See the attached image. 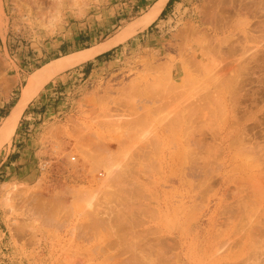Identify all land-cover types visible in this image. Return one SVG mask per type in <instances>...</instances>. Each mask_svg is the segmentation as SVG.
<instances>
[{
	"label": "rangeland",
	"instance_id": "1",
	"mask_svg": "<svg viewBox=\"0 0 264 264\" xmlns=\"http://www.w3.org/2000/svg\"><path fill=\"white\" fill-rule=\"evenodd\" d=\"M155 1L0 0V126L30 74L111 39ZM167 4L152 25L110 53L56 74L25 109L0 150V264H264V0ZM100 141L113 148L109 164L90 163L82 151L98 154ZM135 144L147 152L132 153ZM67 149L77 152L76 160ZM112 161L120 163L118 171L128 168L118 174L127 177L115 178L123 184L109 180L103 165ZM205 169L237 178V200L227 195L221 202L220 186L204 177ZM32 191L59 203L43 198L39 211L38 194L27 195ZM147 205L161 210L155 228L173 232L177 244L151 234Z\"/></svg>",
	"mask_w": 264,
	"mask_h": 264
},
{
	"label": "bare ground",
	"instance_id": "2",
	"mask_svg": "<svg viewBox=\"0 0 264 264\" xmlns=\"http://www.w3.org/2000/svg\"><path fill=\"white\" fill-rule=\"evenodd\" d=\"M168 1L169 0H156L152 5H151V7L143 14V15H141L140 17H138L136 20H133V21H131L127 26H125L120 32H118V34H116L114 37H112L111 39H109V40H107V41H105V42H102V43H100V44H97V45H95V46H92V47H90V48H86V49H82V50H79V51H77V52H74V53H71V54H68V55H65V56H62V57H59V58H56V59H54V60H51V61H49L48 63H46L45 65H43L42 67H40V68H38L36 71H34L32 74H30V76H29V78H28V81H27V84L24 86V88H23V93H22V95H21V97L19 98V100L14 104V106L11 108V110L9 111V113H8V115L6 116V118L3 120V122H2V125L0 126V150H1V148L3 147V146H5L8 142H10V140L12 139V137L14 136V134H15V132H16V130H17V127H18V124H19V122H20V119H21V117H22V115H23V113H24V111H25V109L27 108V106L29 105V103L34 99V97L38 94V92L42 89V87H44V85L46 84V83H48L56 74H58V73H60V72H62V71H64V70H67L68 68H71V67H73V66H75V65H77V64H80V63H83V62H87L88 60H91V59H93V58H95L96 56H98L99 54H102V53H104V52H106V51H108V50H110V49H112V48H114V47H116V46H118L119 44H121V43H123V42H125L126 40H128L130 37H132L135 33H136V31L138 30V29H146V28H148L150 25H152L157 19H158V17L160 16V14L162 13V11H163V9L165 8V6H166V4L168 3ZM28 2H30V1H28ZM33 2V1H32ZM35 2V1H34ZM33 2V3H34ZM30 4V3H29ZM38 8V7H37ZM216 10V9H215ZM41 11V10H40ZM39 11V12H40ZM214 13V12H213ZM215 15H217V14H215ZM218 16V15H217ZM263 16V15H262ZM258 17V16H257ZM260 17V16H259ZM207 19V18H206ZM219 19V18H218ZM208 20V19H207ZM217 20V19H216ZM220 20V19H219ZM218 20V21H219ZM264 20V19H263ZM227 21V20H226ZM262 21V20H261ZM207 22V21H206ZM257 22V21H256ZM218 23V22H217ZM217 23L215 24V27H216V25H217ZM256 24V23H255ZM213 25V24H212ZM220 25V24H219ZM226 25V24H225ZM218 26V25H217ZM215 27H214V30H215ZM222 28H224L223 26H222ZM217 30H218V27L216 28ZM220 29V28H219ZM215 32V31H214ZM217 33V32H216ZM224 40V39H223ZM224 41H226V42H228V40L227 39H225ZM221 43V42H220ZM229 43V42H228ZM223 44H225V43H223ZM222 47V46H221ZM222 51V50H221ZM218 72V71H217ZM214 73H216V72H214ZM167 103V102H166ZM172 104H173V102H171ZM167 105H170V103L169 104H167ZM166 105V106H167ZM161 106H162V104H161ZM159 107H160V105H159ZM164 107V106H163ZM174 110H175V107H174ZM108 111V110H107ZM139 114V113H138ZM176 114V113H175ZM109 115V114H108ZM108 115L106 116V117H108ZM110 115H112V116H114L113 114H110ZM125 115V114H124ZM100 116V115H99ZM111 116V117H112ZM116 116V115H115ZM128 116V115H127ZM127 116L125 117V118H127ZM140 116H141V114H140ZM140 116H138V118L140 117ZM110 117V118H111ZM141 117H144L145 118V116H141ZM103 118V117H102ZM120 118V117H119ZM131 118V117H130ZM101 119V118H100ZM141 119V118H140ZM106 120H108V119H106ZM110 120V119H109ZM109 120H108V122L107 123H109ZM124 120H127V119H124ZM129 120V119H128ZM112 121V120H111ZM132 121V120H131ZM139 121V120H138ZM137 121V119H136V122H138ZM101 122H102V119H101ZM100 122V123H101ZM106 122V121H105ZM113 122H114V119H113ZM116 122H118V120L116 119ZM125 122V121H124ZM143 122H145V120L143 121ZM237 122V121H236ZM99 123V122H98ZM119 123V122H118ZM104 124V123H103ZM114 124V123H113ZM115 124H117V123H115ZM130 124H131V122H130ZM129 124V125H130ZM134 123L132 122V124H131V126L133 125ZM79 125V124H78ZM101 125L102 124H100V126L99 127H101ZM107 125V124H106ZM111 125V124H110ZM110 125H108V128H109V126ZM118 125V124H117ZM128 125V126H129ZM145 125V124H144ZM149 125V124H148ZM113 126H115V125H113ZM122 126V125H121ZM120 126V127H121ZM130 126V127H131ZM135 126V125H134ZM146 126V125H145ZM144 126V127H145ZM118 126H116V128H117ZM248 127V126H247ZM119 128V127H118ZM132 128V127H131ZM148 128V127H147ZM146 128V129H147ZM57 129V128H56ZM55 129V130H56ZM75 129H77V128H75ZM79 129V128H78ZM107 129V128H106ZM115 129V128H114ZM134 129V128H133ZM133 129H131V130H133ZM137 129V128H136ZM140 129V128H139ZM52 130V129H51ZM58 131H59V129H57ZM112 130V129H111ZM119 130V129H118ZM138 130V129H137ZM154 129H152V131H153ZM239 130V129H238ZM241 130H243V128H241ZM54 131V130H53ZM53 131H51V132H53ZM64 131V130H63ZM63 131H62V133H63ZM77 131V130H76ZM93 131V130H92ZM108 131H110V130H108ZM113 131V130H112ZM142 131V130H141ZM141 131H139V132H141ZM144 131V130H143ZM146 131V130H145ZM150 131V130H149ZM54 132H56V131H54ZM53 132V133H54ZM114 132H116V130L114 131ZM154 132V131H153ZM240 132V131H239ZM50 133V132H49ZM53 133H51L52 135H56L55 133L53 134ZM56 133H58V132H56ZM76 133V132H75ZM98 133V132H97ZM150 133V132H149ZM242 133H243V131H242ZM60 134H61V132H60ZM59 134V135H60ZM77 134V133H76ZM82 134V133H81ZM91 135H92V133H90ZM89 133H88V136H89V140H90V138L92 137L91 135H90ZM134 134V133H133ZM152 134V133H151ZM156 134V133H155ZM191 134V133H190ZM239 134V133H238ZM94 135V134H93ZM123 134H121V136H122ZM130 135V134H129ZM128 135V136H129ZM145 136H146V133L144 134ZM57 136V135H56ZM69 136V135H68ZM85 136V135H84ZM105 136V135H104ZM115 136H117V135H115ZM114 136V137H115ZM121 136H119V137H116L115 139L113 138V140L112 141H115L117 138H119V139H117L116 141L117 142H119L118 140H121ZM130 136H132V135H130ZM136 136V135H135ZM54 137V136H53ZM62 137V136H61ZM61 137H59V138H61ZM64 137V136H63ZM79 137V136H78ZM98 137H100V138H102L101 136H98ZM109 137V136H108ZM157 137V136H156ZM92 138H93V140H92ZM91 138V141L93 142L94 140H95V138L94 137H92ZM127 138V137H126ZM136 138L137 137H135V138H133L134 139V141L135 142H137V140H139V139H137L136 140ZM142 138H144V137H142ZM146 138V137H145ZM144 138V139H145ZM152 138V137H151ZM150 138V139H151ZM153 138H154V136H153ZM192 138V137H191ZM56 139H58V138H56ZM62 139V138H61ZM60 139V143L62 144V142H64V141H62ZM78 138H76V140H77ZM106 139V138H105ZM132 139V140H133ZM190 139V138H189ZM188 139V140H189ZM45 140V139H44ZM44 140H42V141H44ZM68 140H70V139H68ZM97 140V139H96ZM96 140L94 141V142H96ZM154 140V139H153ZM192 140H194V138L192 139ZM12 141V140H11ZM41 141V142H42ZM58 141H59V139H58ZM82 141H84V139L82 140ZM91 141H88V142H90L91 143ZM123 141V140H122ZM133 141V142H134ZM140 141V140H139ZM150 141H152V139L150 140ZM149 141V142H150ZM155 141H156V138H155ZM51 142H57V141H51ZM66 142V141H65ZM79 142H80V140H79ZM78 142V143H79ZM93 142V143H94ZM99 142V141H98ZM103 141H100V145L98 144V143H95V144H98V145H95L96 147V151L97 150H101V151H97V152H99L98 154H96V153H92L89 149H87V150H84L85 148H83L82 149V151L84 152V154H86L87 155V157L90 159V163H92L91 161H93V159L95 160V161H98L100 158V160H99V162H101L102 160H105V161H107L108 159V161L110 162L111 160H113V159H110V156L111 155H113L112 154V149L113 148H111V150H110V146L108 145V146H106V144L103 142ZM123 142H125V141H123ZM129 143H130V140L128 141ZM153 142V141H152ZM193 142H196L195 140L193 141ZM49 143V142H48ZM67 143V142H66ZM76 143V142H75ZM80 143H82L83 144V142H80ZM111 143H113V142H111ZM111 143H109L110 145H111ZM129 143H127V145H126V147H124V148H127V146H128V144ZM132 143V142H131ZM9 144V143H8ZM44 144V143H43ZM46 144V143H45ZM50 144V143H49ZM55 144V143H54ZM61 144H60V146H58L57 145V143H56V146H58V147H61ZM65 144V143H64ZM124 144V143H123ZM126 144V143H125ZM149 144V143H148ZM154 144V143H153ZM195 145H196V143H194ZM193 144V145H194ZM66 145V144H65ZM68 145V144H67ZM69 145H70V142H69ZM84 145V144H83ZM88 145V144H87ZM90 145H93V144H90ZM122 145V144H121ZM136 145V144H135ZM134 145V147L136 148V146H137V149H135L134 147V150H136V151H132V153H134V152H137L138 151V148H140V147H138V145H136L135 146ZM144 145V144H143ZM49 146V145H48ZM64 146V145H63ZM62 146V147H63ZM70 146H72V145H70ZM74 146H76V145H74ZM94 146V145H93ZM116 146V145H115ZM129 146H131L130 144H129ZM139 146H142V144L141 145H139ZM146 146V145H145ZM45 147V146H44ZM51 147V146H50ZM52 147H53V144H52ZM54 147H55V145H54ZM61 147V148H62ZM88 147H89V145H88ZM117 147V146H116ZM194 147V146H193ZM65 148H66V146H65ZM71 147H69V149H70ZM76 148H80V146L79 147H77L76 146ZM82 148V147H81ZM80 148V149H81ZM145 149V153L147 152V148H144V147H141L140 149ZM63 149V148H62ZM72 149H74V147L72 148ZM140 149H139V151H140ZM142 149V150H143ZM152 149V148H151ZM43 150V149H42ZM45 150H50V149H45ZM64 150H66V149H64ZM64 150H62V151H64ZM68 150V149H67ZM57 151H61L60 149L58 150V148H57ZM72 151V150H71ZM70 150H68V152H69V154H74V153H72V152H74L75 151V149H74V151H72L71 152ZM79 151V150H78ZM82 151H81V153H82ZM118 151V150H117ZM120 151V150H119ZM121 151H124V150H121ZM125 151H126V149H125ZM144 151V150H143ZM143 151L141 152V153H143ZM67 152V151H66ZM66 152L64 153V154H66ZM93 152H95V149H94V151ZM113 152H114V150H113ZM130 152V151H129ZM149 152H151V151H149ZM155 152V151H154ZM47 153V152H46ZM59 153V152H58ZM111 153V154H110ZM116 153V152H115ZM139 153V152H138ZM141 153H139V154H141ZM42 154V153H41ZM68 154V153H67ZM67 154H66V158H67ZM120 154V153H119ZM127 154V153H126ZM125 154V155H126ZM151 154V153H150ZM50 155V154H49ZM52 155V154H51ZM55 155V150H54V153H53V155L52 156H54ZM58 155V154H57ZM75 155V154H74ZM76 155H77V152H76ZM76 155H75V157H76ZM123 155V154H122ZM121 155V156H122ZM130 155V154H129ZM128 155V159H130L129 156ZM133 156H134V154H132ZM131 155V156H132ZM136 155V154H135ZM147 155V154H146ZM152 155V154H151ZM150 155V156H151ZM139 157H140V155H138ZM138 156H137V160H138ZM155 156V155H154ZM50 157V156H49ZM74 157V156H73ZM82 158H83V156H81ZM125 157V156H124ZM142 157H143V154H142ZM141 157V158H142ZM147 157H148V155H147ZM52 158V157H51ZM55 158V157H54ZM60 158V157H59ZM63 157H61L60 159H62ZM68 158H70V156L68 157ZM72 158V157H71ZM81 158V159H82ZM96 158V159H95ZM111 158H113V156L111 157ZM114 158H115V156H114ZM140 158V159H141ZM77 159V157L74 159V160H76ZM123 159V158H122ZM121 159V160H122ZM125 159V158H124ZM123 159V160H124ZM148 159V158H147ZM151 159V158H150ZM154 158H152V160H153ZM195 159V158H194ZM63 160V159H62ZM69 160V159H68ZM71 160V159H70ZM86 160V159H85ZM115 160H117L116 158H115ZM135 160V159H134ZM151 160V161H152ZM57 161V160H56ZM73 161V160H72ZM87 161V160H86ZM107 161V162H108ZM126 161V160H125ZM124 161V162H125ZM139 161V160H138ZM154 161V160H153ZM52 162V161H51ZM58 162V161H57ZM60 162V161H59ZM71 162V161H70ZM75 162V161H74ZM81 163H82V161H80ZM80 162H77V163H80ZM89 162V161H88ZM94 162V161H93ZM107 162L106 163H104V167H105V169L107 168V170H105L106 171V173H107V171H108V173H109V180H111L112 182L111 183H113V180L115 179V178H119V179H124V178H121V177H125V175L128 173V172H124L126 169H128L127 167H126V169L124 170V168H125V166L121 169V170H119L120 172L121 171H123L124 173H126L124 176L123 175H118V174H124L123 172L122 173H119V171H118V169H119V164H117V165H115V164H112V163H114V161H112L110 164H112V166L110 165H107V166H105V164H107ZM109 162H108V164H109ZM124 162H122V166L123 165H126V166H130V165H133L132 164V162H131V164L129 165V162H128V165H127V163L125 164ZM134 162V161H133ZM147 162V161H146ZM61 163V162H60ZM60 163H59V166H61L60 165ZM80 163V164H81ZM86 163V162H85ZM139 163V162H138ZM142 163V162H141ZM62 164V163H61ZM88 164V163H87ZM55 165V164H54ZM63 165V164H62ZM90 165V164H89ZM92 165V164H91ZM142 165L143 164H141V167H142ZM146 165V164H145ZM82 166H84L83 165V163H82ZM102 166V165H101ZM211 166L212 165H210V168L209 169H211ZM42 167V166H41ZM49 167V166H48ZM92 167V166H91ZM136 167V166H135ZM144 167V166H143ZM142 167V168H143ZM151 167H152V165H151ZM89 168V167H88ZM87 168V169H88ZM99 168V167H98ZM205 168V167H204ZM51 169H52V166H51ZM83 169V168H82ZM152 169V168H151ZM208 169V168H207ZM208 169V170H209ZM72 170V169H71ZM91 170V169H90ZM136 170V169H135ZM142 170V169H141ZM147 170V169H146ZM194 170V169H193ZM208 170H206L205 169V174H203V175H205L204 177L206 178V179H208V180H210V182L211 183H216V184H219V188L217 189L218 191H217V193H216V195L217 194H219V193H221V195H222V197L220 196V201L222 202V200L224 199L223 197L224 196H227L228 195V198H232L233 200H237V198H238V194H239V190H240V188H241V182L237 179V178H235V179H233V178H231V179H229V177L230 176H228V175H226L221 169H218L219 170V172L216 174V175H212L213 173H212V171H208ZM129 171H131V170H129ZM56 172H57V170H56ZM92 172V171H91ZM53 173V172H52ZM56 174V173H55ZM58 174V173H57ZM63 174V173H62ZM129 174V173H128ZM135 174H137V173H135ZM107 175V174H106ZM133 175V174H132ZM131 175V176H132ZM89 176V175H88ZM117 176V177H116ZM121 176V177H120ZM139 176V175H138ZM78 177V176H77ZM108 177H107V181H108ZM113 177H114V179H113ZM126 177H127V175H126ZM143 177V176H142ZM148 177V176H147ZM150 177V176H149ZM148 177V178H149ZM204 177H203V179H204ZM47 178V177H46ZM111 178V179H110ZM129 178V177H128ZM83 179V178H82ZM126 179L127 178H125V181H126ZM80 180H81V178H80ZM116 180V179H115ZM115 180H114V182H115ZM145 180H146V178H145ZM205 180V179H204ZM117 181V183L119 182V183H121L122 182V184H123V181H121L120 182V180L118 181V180H116ZM128 181H132L131 179L130 180H128ZM133 181L135 182V180H134V178H133ZM134 182H133V184H134ZM141 182V181H140ZM203 182H205V181H203ZM209 182V183H210ZM103 183V182H102ZM105 183H106V181H105ZM116 183V182H115ZM127 183V182H126ZM129 183V182H128ZM137 183V182H136ZM210 183V184H211ZM41 184H42V182H41ZM56 184V183H55ZM108 184V183H107ZM124 184H125V182H124ZM12 186H14V188H15V185H13V184H11ZM10 185V183H6L5 185H4V187H5V189H9V187L11 186ZM109 185H111V184H109ZM121 185V184H120ZM119 185V186H120ZM135 185H137V184H135ZM134 185V186H135ZM18 186V185H17ZM63 186V185H62ZM100 186V185H99ZM102 186V185H101ZM125 186V185H124ZM127 186V185H126ZM131 186V185H130ZM141 186L143 187V185L141 184ZM36 187V186H35ZM61 187V186H60ZM115 187V186H114ZM123 187V186H122ZM129 187V186H128ZM138 187H139V185H138ZM44 188V187H43ZM62 188H64V187H62ZM61 188V189H62ZM97 188H98V186H97ZM132 188V187H131ZM31 189V188H30ZM40 189V188H39ZM41 189H42V187H41ZM46 189V188H45ZM120 189V188H119ZM129 189V188H128ZM134 189V188H133ZM146 189V188H145ZM33 190V189H32ZM43 190V189H42ZM42 190H40V191H42ZM53 190V189H52ZM51 190V191H52ZM67 190V189H66ZM101 190V189H100ZM124 190V189H123ZM126 190V189H125ZM37 191V190H36ZM35 191V193H37ZM39 191V190H38ZM56 192L58 191V190H55ZM54 191V192H55ZM65 191V190H64ZM95 191V190H94ZM131 191V190H130ZM134 191V190H133ZM142 191V190H141ZM33 192V191H32ZM28 193L27 195L29 196V197H31V195L32 194H34V192L33 193ZM46 192H49V191H46ZM45 192V193H46ZM82 192V191H81ZM100 193H101V191H99ZM98 191H97V193H99ZM105 192V191H104ZM21 193H22V191H21ZM39 193H42V192H39ZM44 193V192H43ZM91 193V192H90ZM135 193V192H134ZM142 193V192H141ZM29 194H31V195H29ZM38 194V193H37ZM37 194L35 195V196H33V199H34V197H36L37 196ZM53 193H51V195H52ZM58 194V193H57ZM56 194V195H57ZM82 194H84V193H82ZM131 194V193H130ZM130 194L128 195V196H130ZM139 194V193H138ZM21 195V194H20ZM40 194H38V197L36 198L37 200L35 201V202H33V203H38V200H43L44 201V199H47V201L46 202H51V201H55V198H54V196H52V198L51 197H49L48 196V194H43V195H47V196H42V194H41V196L42 197H40L39 196ZM54 195V194H53ZM88 195V194H87ZM106 195V194H105ZM11 196V195H10ZM22 196V195H21ZM24 197V203H25V200L26 199H28L29 197ZM79 196V195H78ZM77 196V197H78ZM139 196V195H138ZM144 196V195H143ZM46 197V198H45ZM48 197V198H47ZM82 197V196H81ZM85 197H86V195H85ZM40 198V199H39ZM44 198V199H43ZM54 198V199H53ZM83 198H84V196H83ZM82 198V199H83ZM91 198H92V196H91ZM99 198V197H98ZM103 198V197H102ZM104 198H105V196H104ZM130 198H132V197H130ZM153 198V197H152ZM9 199V197L7 198V199H4L5 201L7 200V204H8V202L10 201V200H8ZM31 199V198H30ZM51 199V200H50ZM53 199V200H52ZM56 199H58L57 197H56ZM63 199H65L66 200V198H63ZM78 199V198H77ZM81 199V198H80ZM79 199V200H80ZM147 199V198H146ZM150 199V198H149ZM29 200V199H28ZM28 200H26L27 202H28ZM35 200V199H34ZM33 200V201H34ZM95 201H96V199H94ZM98 200V199H97ZM108 200V199H107ZM130 200V199H129ZM155 200V199H154ZM43 201H40V203L41 202H43ZM54 201L52 202V204L54 203ZM73 201H75V200H73ZM90 201H91V199H90ZM95 201H94V203H95ZM106 201V200H105ZM104 201V202H105ZM31 202V205L33 204L32 203V201H30ZM46 202H43L44 204L46 203ZM56 203H57V200L55 201ZM66 202V201H65ZM77 202H78V200H77ZM21 203V202H20ZM42 203V204H43ZM56 203H54V204H56ZM58 203H59V201H58ZM57 203V204H58ZM61 203V202H60ZM64 203V202H63ZM93 203V202H92ZM93 203V204H94ZM100 203V202H99ZM108 203H110V202H108ZM113 203V202H112ZM137 203V202H136ZM30 204V203H29ZM43 204V205H44ZM49 204H51V203H49ZM65 204V203H64ZM78 204V203H77ZM98 204V203H97ZM96 204V205H97ZM114 204V203H113ZM134 204V203H133ZM142 203H140L139 205H141ZM24 205V204H23ZM37 205V204H36ZM35 205V206H36ZM60 205V204H59ZM71 205V204H70ZM95 205V206H96ZM100 205H102V204H100ZM115 205V204H114ZM149 205H151V204H149ZM149 205H147V207L149 206ZM35 206H34V204H33V206H31L32 208L34 207L35 208ZM38 206H40V208L42 207L41 205H39V203H38ZM38 206H36L37 208H39ZM53 206V205H52ZM58 206V205H57ZM64 206V205H63ZM94 206V207H95ZM123 206V205H122ZM134 206V205H133ZM146 206V205H145ZM144 206V207H145ZM31 207H29V208H31ZM44 207V208H43ZM42 207V210H40V208H39V211H43L44 209H45V207H46V205L45 206H43ZM60 207V206H59ZM97 207H99V206H97ZM118 207V206H117ZM128 207V206H127ZM141 207V206H140ZM143 207V208H144ZM151 206H149V208H147L146 210H147V212L149 211H151V213H152V215H153V220L152 221H154V228L153 227H151V229L150 228H148L149 230H151V234L155 231L156 233H159V236H157V235H155V236H157L156 238L159 240V241H164V242H166V241H173L175 244H177V242H176V240H175V236H174V234H172L173 232H171L170 233V230L167 232V230L166 229H164V228H155V226H158V219H159V215H160V211L161 210H159V208L158 207H151ZM13 208V207H12ZM28 208V207H27ZM31 208V209H32ZM58 208V207H57ZM71 208V207H70ZM122 208V207H121ZM123 208H125V207H123ZM129 208V207H128ZM133 208V207H132ZM135 208V207H134ZM21 209V208H20ZM46 209H48V207L46 208ZM49 209H51V205H50V207H49ZM98 209V208H97ZM96 209V210H97ZM101 209V208H100ZM106 209H108V208H106ZM116 209V208H115ZM118 209V208H117ZM120 209V208H119ZM138 209V207L136 208V210ZM145 209V208H144ZM150 209V210H149ZM208 209V206L206 207V209H204L203 211H202V213L198 216V218H197V220H196V222H198L199 220H200V218L204 215V213H205V211ZM25 210V209H24ZM53 210H54V208H53ZM52 210V211H53ZM95 210V209H94ZM93 210V211H94ZM128 210V209H127ZM127 210H126V212H127ZM133 210V209H132ZM33 211H34V209H33ZM35 211H38V210H35ZM34 211V212H35ZM38 211V212H39ZM49 211V210H48ZM89 211H92V208H91V210H89ZM102 211H103V207H102ZM107 211V210H106ZM110 211H111V209H110ZM131 211V210H130ZM145 211V210H144ZM33 212V213H34ZM50 212V211H49ZM48 212V213H49ZM84 212V211H83ZM97 211H95V213H96ZM100 212H101V210H100ZM135 212V211H134ZM137 212V211H136ZM44 213H46V212H44ZM43 213V214H44ZM51 213V212H50ZM82 213V212H81ZM93 213V212H92ZM102 213V212H101ZM112 213V212H111ZM122 212H120V214H121ZM131 213V212H130ZM139 213V212H138ZM145 213V212H144ZM37 213L35 212V214L34 215H36ZM39 214H40V212H39ZM107 214V213H106ZM115 214V213H114ZM123 214V213H122ZM121 214V216H123ZM127 214V213H126ZM125 214V215H126ZM132 214H136V213H132ZM38 215V214H37ZM41 215V214H40ZM87 215H88V213H87ZM131 215V214H130ZM39 216V215H38ZM80 216V215H79ZM119 216V215H118ZM136 216V215H135ZM35 217V216H34ZM52 217V216H51ZM50 216H49V214H48V217H46L47 219H49V218H51ZM103 217V216H102ZM101 217V220L103 219ZM89 218H90V215H89ZM88 218V219H89ZM99 218H100V216H99ZM125 218V217H124ZM137 218V217H136ZM136 218L134 219V220H136ZM139 218V217H138ZM44 219V218H43ZM42 219V220H43ZM51 219H53V218H51ZM109 219V218H108ZM126 219V218H125ZM124 219V220H125ZM22 220V219H21ZM46 220V219H45ZM86 221H87V219H85ZM90 220V219H89ZM127 220V219H126ZM47 221V220H46ZM46 221H44V222H46ZM49 221V220H48ZM92 221V220H91ZM100 221V220H99ZM105 221V220H104ZM131 221V220H130ZM140 221V220H139ZM136 222H137V220H136ZM135 222V223H136ZM143 222V221H142ZM141 222V223H142ZM163 222V221H162ZM25 223V222H24ZM42 223V222H41ZM51 223V222H50ZM76 223H78V222H76ZM106 223V222H105ZM108 223V222H107ZM128 223V222H127ZM140 223V224H141ZM26 224V223H25ZM48 224V223H47ZM85 224V223H84ZM83 224V225H84ZM130 224V223H129ZM138 224V223H137ZM22 225V224H21ZM51 225H52V223H51ZM86 225H87V222H86ZM85 226V225H84ZM106 226V225H105ZM108 226H109V224H108ZM107 226V227H108ZM75 227V226H74ZM94 227V226H93ZM116 227V226H115ZM29 228V227H28ZM84 228V227H83ZM38 229V228H37ZM87 229V228H86ZM153 229H155V230H153ZM158 230V232H157V230ZM91 231V230H90ZM126 231V230H125ZM28 232H30V231H28ZM82 232V231H81ZM109 232V231H108ZM111 232V231H110ZM120 232V231H119ZM118 232V233H119ZM124 232V231H123ZM154 232V233H155ZM89 233V232H88ZM117 233V234H118ZM147 233H148V231H147ZM176 233V232H175ZM24 234V233H23ZM87 234V233H86ZM82 235V234H81ZM133 235V234H132ZM119 236H121V235H119ZM123 236V235H122ZM135 236V235H134ZM140 236V235H139ZM177 236H178V234H177ZM180 236V235H179ZM178 236V237H179ZM21 237V236H20ZM89 237V236H88ZM91 237V236H90ZM128 237H129V235H128ZM133 237V236H132ZM147 237H148V235H147ZM34 238V237H33ZM154 238V237H153ZM155 238V239H156ZM139 239V238H138ZM152 239V238H151ZM150 239V240H151ZM154 239V240H155ZM156 239V241H158ZM153 240V239H152ZM153 240V241H154ZM145 241H147V239L145 240ZM171 241V242H172ZM137 243V242H136ZM146 243H150V242H146ZM156 243V242H155ZM158 243L159 242H157V245H158ZM161 243V242H160ZM159 243V244H160ZM173 243V244H174ZM152 244H154V243H152ZM163 244V243H162ZM149 245V244H148ZM147 245V246H148ZM144 246H145V244H144ZM162 246H164V245H162ZM149 247V246H148ZM147 247V248H148ZM173 247H174V245H173ZM154 248V247H153ZM175 249H177V245H176V248ZM219 249H221V248H219ZM219 249H217V250H219ZM129 250V249H128ZM141 250H143L142 248H141ZM150 250V249H149ZM162 250H164V247H163V249ZM147 251V250H146ZM133 252V251H132ZM137 252V251H136ZM158 253V252H157ZM157 253H156V255H157ZM155 255V256H156ZM159 256H160V254H159ZM132 258V257H131ZM142 258V257H141ZM152 258V257H151ZM157 258H158V256L156 257V260H157ZM147 259V258H146ZM149 259V258H148ZM161 259V258H160ZM152 260V259H151ZM155 260V259H154ZM155 260V261H156ZM131 261V260H130ZM140 261V260H139ZM158 261V260H157ZM134 262V261H133ZM146 262V261H145ZM145 262L143 263V264H145ZM141 263V264H142ZM155 263V262H154ZM159 263H160V261H159ZM133 264V263H132ZM148 264H149V262H148ZM151 264H153V263H151ZM156 264V263H155ZM162 264H163V262H162Z\"/></svg>",
	"mask_w": 264,
	"mask_h": 264
},
{
	"label": "trees",
	"instance_id": "3",
	"mask_svg": "<svg viewBox=\"0 0 264 264\" xmlns=\"http://www.w3.org/2000/svg\"><path fill=\"white\" fill-rule=\"evenodd\" d=\"M172 1H173V0H169V2H168V4H167V7L172 3ZM165 11H166V8H165V10H163L162 15L165 13ZM111 51H113V50H111ZM111 51L106 52L104 55L110 53ZM99 57H101V56H98L97 58H99ZM3 116H5V114H4Z\"/></svg>",
	"mask_w": 264,
	"mask_h": 264
},
{
	"label": "built area",
	"instance_id": "4",
	"mask_svg": "<svg viewBox=\"0 0 264 264\" xmlns=\"http://www.w3.org/2000/svg\"><path fill=\"white\" fill-rule=\"evenodd\" d=\"M73 160L75 159V157L72 158Z\"/></svg>",
	"mask_w": 264,
	"mask_h": 264
},
{
	"label": "crops",
	"instance_id": "5",
	"mask_svg": "<svg viewBox=\"0 0 264 264\" xmlns=\"http://www.w3.org/2000/svg\"><path fill=\"white\" fill-rule=\"evenodd\" d=\"M14 106V105H13Z\"/></svg>",
	"mask_w": 264,
	"mask_h": 264
}]
</instances>
